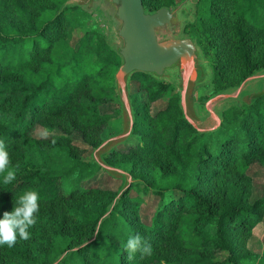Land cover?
<instances>
[{
	"label": "trees",
	"instance_id": "obj_1",
	"mask_svg": "<svg viewBox=\"0 0 264 264\" xmlns=\"http://www.w3.org/2000/svg\"><path fill=\"white\" fill-rule=\"evenodd\" d=\"M67 1L0 0V140L17 173L12 185L0 186V215L24 191L40 194L30 237L0 247V264H257L244 249L264 215V197L244 203V188L228 180L253 163L264 167V95L227 109L217 130L200 133L184 119L174 86L134 74L132 134L105 160L140 182L108 213L119 190L87 186L101 167L84 158L72 135L97 148L105 128L120 119L119 112L100 110L117 97L120 58L92 29L68 60L56 54L53 41L78 16L77 8H64ZM226 1L236 17L233 54L241 82L264 67V45L255 52L259 35L244 23L264 31V0ZM213 69L216 93L225 87L223 68ZM158 99L166 105L150 116ZM37 124L51 135L36 138ZM138 186L159 198L149 222L130 195ZM136 234L142 248L130 259L125 244Z\"/></svg>",
	"mask_w": 264,
	"mask_h": 264
},
{
	"label": "rangeland",
	"instance_id": "obj_2",
	"mask_svg": "<svg viewBox=\"0 0 264 264\" xmlns=\"http://www.w3.org/2000/svg\"><path fill=\"white\" fill-rule=\"evenodd\" d=\"M184 1L187 2L181 8L180 12V17L182 20V32L180 36L192 38L198 44L204 62L209 68L210 75L208 79L196 89L194 93V100L198 118L201 120L200 125L204 127H211L214 125V120L207 110L211 99L219 94H225L223 92L220 93L222 90H229L231 93H226L232 95L236 94V91L239 89V87H241V85L248 79L247 78L240 82L237 78V62L233 54V27L236 24V17L232 14L231 7L226 0L218 3L215 2L209 7H205L204 4L199 5L200 0H146L144 8L147 12H155L161 7H168L172 9ZM67 7L77 8L79 11L77 18L75 19L74 26L70 28L67 34H65L63 37L53 41L55 43V52L59 57H62L64 60H68L72 53L78 48L84 34L89 29L97 31L103 37L106 44L114 51L115 23L108 7L103 1L96 4L91 10H87L85 7L81 6L79 4V0L67 1L64 5V8ZM244 23L248 29L253 30L255 34L259 35L256 40L257 45L255 52H263L262 48L264 45V31L255 29V27L248 20H246ZM167 36L168 33L166 30H163L160 34V38ZM219 65L223 68V72L220 74L219 80L223 82L225 87L214 93L212 83L215 79V72L213 68ZM261 70L262 71H260L259 74H264V67ZM157 81L167 82L168 84L174 86L179 96V90L176 87L175 82L167 80ZM262 88H264V77H260V79L255 78L242 88V92L239 94V96L229 98L227 97L218 101L215 105H210L209 108L217 112L222 117V124L223 113L227 109L231 107H240L243 104H246L247 106L251 105L255 100L250 102V104H247L244 100V96ZM137 90L138 83L134 80H131L130 93L132 94ZM141 97L146 101V97L144 95L141 94ZM165 105V99H158L151 103L149 106L150 116L155 115L159 110L163 109ZM100 110L102 113L109 114L111 116H114V114L117 112L120 114V119L110 122L105 128L103 134H101L102 139L105 140L120 133L122 131V116L121 103L118 99V96L112 102L103 104L100 107ZM59 132L60 131L55 130L53 134H59ZM33 134L36 138L47 137L48 135H51L40 124L36 125ZM72 136L74 143L83 150L84 158L90 159V162H95L94 153L96 148L86 145L80 134L75 133ZM125 142L117 145L115 148L124 146ZM115 148H112L110 151ZM110 151L101 156V158L107 164L109 163L105 160V156L108 155ZM113 167L118 168L116 166ZM119 169L123 170L122 168ZM123 171L131 177V184H137L140 182L138 180H133L132 176L128 172L125 170ZM221 176L222 174L220 177ZM223 178H225V176ZM228 181H230L229 184L239 182L241 187L244 188V203L246 201L254 202L256 199L264 197V167L260 163H253L249 165L242 172L233 174ZM86 184L87 186L92 187L96 186L119 190L117 197L112 201L110 207L112 205L114 206L118 202L119 198L121 197L120 195L122 190L128 186L127 180L124 176L109 173L102 167L101 171ZM131 184L129 185L128 189L130 188ZM130 195L133 200L139 202L138 213L141 220L143 222H149L154 214V211L159 205V198L152 194V192L144 190L142 186L133 188L130 192ZM116 199L117 201L115 202ZM244 252L250 253L254 258V261L257 262V264H261V259L264 257V215L259 223H257V225L254 227L252 235L245 240Z\"/></svg>",
	"mask_w": 264,
	"mask_h": 264
},
{
	"label": "water",
	"instance_id": "obj_3",
	"mask_svg": "<svg viewBox=\"0 0 264 264\" xmlns=\"http://www.w3.org/2000/svg\"><path fill=\"white\" fill-rule=\"evenodd\" d=\"M101 1L108 7L115 23L114 51L121 60L114 80L116 93L121 103L122 131L100 143L95 150L94 161L109 173L126 178L128 186L122 190V195L131 184V177L123 170L107 164L101 156L125 142L132 134L135 120L130 81L134 74L142 73L156 80L175 82L179 90V106L183 117L200 133L215 131L220 127L222 117L210 109V105H215L227 97L239 96L247 83L255 78L264 77V74L258 72L248 77L236 94L232 95L229 92L212 98L207 110L214 120V125L201 126L194 93L198 86L208 79L210 72L198 44L192 38L180 36L182 32L180 12L187 1L172 9L161 7L155 12H147L143 0H79V4L91 10ZM163 30L167 31L168 36L160 38ZM262 95H264V88L245 95L244 100L250 104Z\"/></svg>",
	"mask_w": 264,
	"mask_h": 264
},
{
	"label": "clouds",
	"instance_id": "obj_4",
	"mask_svg": "<svg viewBox=\"0 0 264 264\" xmlns=\"http://www.w3.org/2000/svg\"><path fill=\"white\" fill-rule=\"evenodd\" d=\"M17 179L16 170L10 166L9 152L3 140H0V186L12 185ZM4 190H7L6 188ZM40 194L34 190L24 191L16 196L11 211L0 215V247H13L20 239L30 237L29 229L36 224L39 213ZM142 248L139 234L129 236L125 244L129 258Z\"/></svg>",
	"mask_w": 264,
	"mask_h": 264
}]
</instances>
